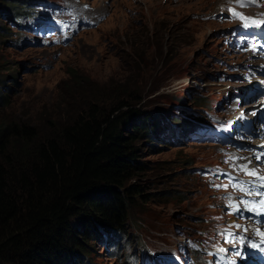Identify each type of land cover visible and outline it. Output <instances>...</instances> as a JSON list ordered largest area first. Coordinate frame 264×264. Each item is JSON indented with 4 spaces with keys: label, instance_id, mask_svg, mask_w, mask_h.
<instances>
[{
    "label": "rangeland",
    "instance_id": "obj_1",
    "mask_svg": "<svg viewBox=\"0 0 264 264\" xmlns=\"http://www.w3.org/2000/svg\"><path fill=\"white\" fill-rule=\"evenodd\" d=\"M23 1L28 2L0 0V91L5 92L0 120L45 128L47 120L64 119L78 106L73 87L86 98V86L101 87L106 95L115 82L138 83L143 88L138 105L160 115L168 127L158 143L135 141L145 169L131 181L143 185L148 198L130 209L126 239L118 242L127 244L128 254L147 246L149 256L142 254L138 264H152L153 257L176 259L186 249L183 234L197 239L196 230L204 228L199 218L217 206L216 193L197 169L224 160L216 145L185 140L178 119L201 116V107L226 114V99L247 82L237 79L242 71L234 68L243 56L222 41L235 25L219 16L227 0H62L50 10L49 27L38 34L1 16L6 8L25 10ZM71 72L83 81L73 84ZM173 117L177 123H171ZM97 248L90 264L121 263L108 249Z\"/></svg>",
    "mask_w": 264,
    "mask_h": 264
},
{
    "label": "trees",
    "instance_id": "obj_2",
    "mask_svg": "<svg viewBox=\"0 0 264 264\" xmlns=\"http://www.w3.org/2000/svg\"><path fill=\"white\" fill-rule=\"evenodd\" d=\"M15 12L6 8L1 16ZM71 78L75 85L83 81L72 72ZM129 82H115L106 95L86 86V98L73 87L78 106L45 128L0 120V264H90L98 246L120 264L149 256L147 246L128 254L118 241L126 239L130 209L148 198L143 185L131 181L145 169L135 141H161L168 126L138 105L143 88ZM172 119L182 121L185 136L186 118Z\"/></svg>",
    "mask_w": 264,
    "mask_h": 264
},
{
    "label": "snow or ice",
    "instance_id": "obj_3",
    "mask_svg": "<svg viewBox=\"0 0 264 264\" xmlns=\"http://www.w3.org/2000/svg\"><path fill=\"white\" fill-rule=\"evenodd\" d=\"M238 3H241L242 0H237ZM253 2H255V0H253ZM250 19V18H249ZM254 23H257V24H261V23H264V22H260V21H253ZM259 159V158H258ZM246 168V166H244ZM249 174H255L254 173V170L253 172L249 173ZM216 187H220V185H216ZM224 187H227L226 185ZM260 204L261 205H264V201H260ZM253 247H256L255 245H252Z\"/></svg>",
    "mask_w": 264,
    "mask_h": 264
}]
</instances>
